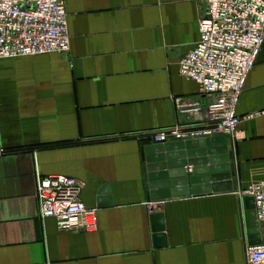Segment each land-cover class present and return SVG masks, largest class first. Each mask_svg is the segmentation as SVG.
<instances>
[{
  "label": "crops",
  "instance_id": "crops-1",
  "mask_svg": "<svg viewBox=\"0 0 264 264\" xmlns=\"http://www.w3.org/2000/svg\"><path fill=\"white\" fill-rule=\"evenodd\" d=\"M65 1L69 53L0 60V264H246L264 231L251 239L250 197L235 192L264 180V114L239 126L234 192L162 202L146 188L144 134L191 124L188 105L201 97L179 61L200 39L207 0ZM257 112L264 46L237 106L241 118ZM37 175L84 182L98 230L42 219ZM154 214L164 216L163 245Z\"/></svg>",
  "mask_w": 264,
  "mask_h": 264
},
{
  "label": "built area",
  "instance_id": "built-area-1",
  "mask_svg": "<svg viewBox=\"0 0 264 264\" xmlns=\"http://www.w3.org/2000/svg\"><path fill=\"white\" fill-rule=\"evenodd\" d=\"M199 30L196 46L179 61L180 75L199 86L200 99L188 105L192 123L144 134L149 141L223 136L233 146L239 140L241 122L264 114L245 118L237 114L247 79L264 46V0H207ZM70 50L65 0H0V60ZM84 188V182L69 176L37 175L40 217L54 218L63 231L96 232L98 211L82 201ZM235 193L253 199L257 221L264 223V180ZM158 209L148 203L151 214ZM244 254L246 264H264V244L248 245Z\"/></svg>",
  "mask_w": 264,
  "mask_h": 264
},
{
  "label": "water",
  "instance_id": "water-1",
  "mask_svg": "<svg viewBox=\"0 0 264 264\" xmlns=\"http://www.w3.org/2000/svg\"><path fill=\"white\" fill-rule=\"evenodd\" d=\"M142 159L147 192L154 201L234 192L236 186L232 143L227 137L172 139L165 143L145 141L142 146ZM187 166L192 169L185 170ZM246 203L249 209L251 239L254 240V233L259 231L260 226L264 231V223H254L256 218L253 199L248 198ZM151 220L156 234L155 240L157 244L163 245L166 243L164 216L154 214ZM252 243L260 244L259 241Z\"/></svg>",
  "mask_w": 264,
  "mask_h": 264
}]
</instances>
